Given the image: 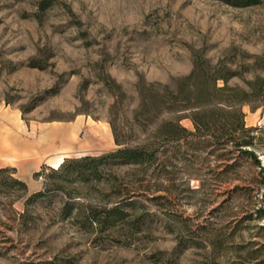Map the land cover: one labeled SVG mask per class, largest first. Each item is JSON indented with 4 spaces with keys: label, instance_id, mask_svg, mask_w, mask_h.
I'll use <instances>...</instances> for the list:
<instances>
[{
    "label": "rangeland",
    "instance_id": "rangeland-1",
    "mask_svg": "<svg viewBox=\"0 0 264 264\" xmlns=\"http://www.w3.org/2000/svg\"><path fill=\"white\" fill-rule=\"evenodd\" d=\"M39 1L0 0V167L32 176L27 193L0 192V264H264V102L255 124L245 119L260 165L238 158L221 172L237 151L182 144L166 168L114 165L111 180L78 185L69 216L63 192L24 204L66 157L117 148L113 125L122 145L143 142L141 79L172 84L195 54L237 70L229 84L264 74V0ZM130 199L124 219L94 220Z\"/></svg>",
    "mask_w": 264,
    "mask_h": 264
},
{
    "label": "trees",
    "instance_id": "trees-1",
    "mask_svg": "<svg viewBox=\"0 0 264 264\" xmlns=\"http://www.w3.org/2000/svg\"><path fill=\"white\" fill-rule=\"evenodd\" d=\"M221 1L235 6H247L262 0ZM53 4L54 0H40L39 8L45 10ZM236 74L237 70L221 67L220 61L212 64L208 58L195 54L190 72L175 78L172 84L147 83L141 79L137 83L140 102L135 120L151 127L143 142L122 145L124 142L113 125L115 140L119 144L117 148L100 154L66 157L58 167L51 168L45 177L43 189L27 196L24 202L26 209L56 192H63L68 198L62 212L69 216L79 207L78 199H75L78 196V185L107 179V169L114 165H133L144 171L166 168V165L172 164V157H176L177 152H184L180 149L182 144L190 150L191 155L216 151L219 159H228L229 154L237 151L232 163L220 162L223 165L221 172L235 164L238 158L260 165L254 134L257 127L246 125L243 105L248 104L251 110H255L263 104L264 74H256L247 79L246 86L229 84L228 79ZM219 80H222V84L218 83ZM167 112L175 115L164 117L163 114ZM183 117L191 120L193 130L180 123ZM170 142L173 145H169ZM12 170L16 172L13 166L0 167V192L7 188V191L27 193V181L13 175ZM35 174L42 175L43 171L38 170ZM112 175L114 179L118 178L116 173ZM136 202L134 199L121 200L110 208H103L106 214L94 220L112 225L129 214L127 205L136 207Z\"/></svg>",
    "mask_w": 264,
    "mask_h": 264
},
{
    "label": "crops",
    "instance_id": "crops-1",
    "mask_svg": "<svg viewBox=\"0 0 264 264\" xmlns=\"http://www.w3.org/2000/svg\"><path fill=\"white\" fill-rule=\"evenodd\" d=\"M245 106L248 107L247 109L244 108V111L246 112L245 119L246 120L247 119L250 120V122H248L247 124H255L256 121L258 120V116H257L258 109L251 110L248 105H244V107ZM43 163H44L43 160H38L37 161V166L33 169V176H34V173L36 171H38V170L41 169V166L43 165ZM21 178H23L24 180H26L28 182V185H30V181H31L32 176L30 177L29 175H26V176H22ZM39 189H41V186L39 188H36L34 191L39 190Z\"/></svg>",
    "mask_w": 264,
    "mask_h": 264
}]
</instances>
